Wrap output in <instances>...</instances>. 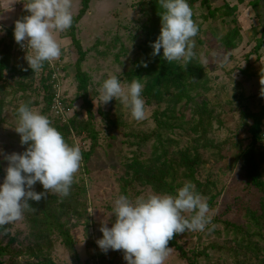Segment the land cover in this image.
Wrapping results in <instances>:
<instances>
[{"label": "rangeland", "instance_id": "1", "mask_svg": "<svg viewBox=\"0 0 264 264\" xmlns=\"http://www.w3.org/2000/svg\"><path fill=\"white\" fill-rule=\"evenodd\" d=\"M25 3L27 0H0L2 26L11 27L20 18ZM225 4L237 6L231 16H224ZM215 8L221 11L213 17L210 13ZM80 9L81 0H72V18ZM190 9L191 18L198 28L192 38L194 56L186 65L175 62L189 73L201 71V79L197 76L187 84L193 86L188 88L191 98L202 106L198 107L188 99L179 105L173 103L172 106L169 103L170 97L173 95L174 100L178 95L174 86L165 94L164 102H149L144 95L148 78H144L141 81V96L145 106L142 120H134L129 109L118 99L113 98L106 104H100L98 88L109 76L118 77L125 89L132 80H138L134 73L139 67L137 62L144 58L143 49L153 18V7L149 0L90 2L88 12L75 27V34L86 53L81 65L82 72L88 77L86 91L79 90L75 66L79 55L69 36V28L53 34L61 48L59 58H62L60 60L63 65L66 64L64 98L72 102L75 116L77 135L70 140L79 145L81 152L91 151L90 160L86 163L81 160L74 174L76 182L87 191L85 197L89 224L75 218L62 221L73 236L75 249L69 250L58 234L54 236L50 256L56 264H126L122 251L109 250L105 253L97 246L96 240L102 237L99 228L103 222L111 227L114 220L113 202L121 195L134 201L137 197L149 194H176V191L174 194L157 193L151 186L133 181L134 172L129 171L132 163L138 161L147 167L155 160V155L161 154L162 147L152 136L159 128L155 116L166 121V116H173V112L175 118H178L174 119L173 131L160 132L166 152H169L167 156L174 160L177 158L176 153L186 149H197L204 155L195 180L202 184L201 190L204 193L198 194L206 201L209 209V223L205 229L181 233L178 243L187 252L199 255V264H232L233 255L237 253L242 260L251 262L241 247L248 232L258 234L254 237L255 244L264 249V222H261L260 228L258 222L246 216L248 208L256 214L261 212L258 197L253 195L242 161H234L238 150H223L228 161L224 162L223 159L218 162L210 157V151L204 149L202 143L205 140L197 142L202 133L195 135L193 132V128L202 122L203 127H207L208 142L220 146L231 140L245 150L250 145L248 129L254 123L250 114L259 112L264 106L259 83L261 70L264 69V44L260 51H254L258 41L264 40V0H210L209 6L197 2ZM234 29L238 37L232 43L226 41V35ZM4 37V32H0V59L5 45L12 44L11 38ZM13 54L15 56L17 52ZM202 59L206 62L201 63ZM34 79L29 82L22 80L13 71H6L4 80L0 82V151L3 155L21 153L27 147L20 144V136L14 130L18 122L17 108L25 104L42 114L45 107L44 94L38 89L37 76ZM199 112L202 114L199 115ZM208 122L210 125H207ZM255 154L264 180V142L257 145ZM6 167L7 161L0 155V172L4 175ZM176 169V186L190 183L196 192L197 184L185 178L186 172L183 169ZM2 181L0 178V183ZM180 187L177 186L176 190ZM193 214L182 213L188 219ZM12 240L11 249L16 254L33 248L35 240L24 212L19 221L0 226V241L7 244ZM15 262L39 264L38 260L27 255L15 258ZM164 264L186 263L177 251L170 249Z\"/></svg>", "mask_w": 264, "mask_h": 264}, {"label": "clouds", "instance_id": "2", "mask_svg": "<svg viewBox=\"0 0 264 264\" xmlns=\"http://www.w3.org/2000/svg\"><path fill=\"white\" fill-rule=\"evenodd\" d=\"M158 2L164 11L160 14V33L150 43L151 55H159L162 49L167 62L186 65L194 56L192 38L198 31L192 11L187 0ZM24 8L28 15L14 22L13 37L26 50L28 67L36 72L45 61L51 64L61 55L53 34L71 27L72 0H27ZM259 83L260 96L264 97V69ZM142 89L139 80H132L125 89L118 77L109 76L98 88V99L100 104L118 99L134 120H142ZM17 114L14 130L20 136V144L27 147L21 153L8 155L0 151L7 161L0 183V226L19 221L31 207L29 200L38 202L48 194L67 196L82 159L79 145L68 144L46 116L25 104L17 108ZM37 182L45 191L34 190ZM208 211L206 201L190 183L178 188L174 196L149 194L133 201L121 195L113 202L111 227L107 222L101 224L102 237L96 244L105 253L122 251L126 264H164L170 251L169 241L185 231H203L209 223ZM185 212L194 214L188 219L182 215Z\"/></svg>", "mask_w": 264, "mask_h": 264}, {"label": "trees", "instance_id": "3", "mask_svg": "<svg viewBox=\"0 0 264 264\" xmlns=\"http://www.w3.org/2000/svg\"><path fill=\"white\" fill-rule=\"evenodd\" d=\"M91 1L92 0H81V9L79 10L78 14L72 18V25L69 28V36L71 37L72 44L79 55L75 66L77 69L76 78L79 82V90L81 91H86L88 87V77L81 70V65L85 61L86 53L83 51L82 45L75 34V27L88 12ZM149 2L153 7V18L150 27L151 29L147 33V40L143 49L144 58L142 61L137 62L139 67L136 69L134 75L140 82L144 81L142 79L148 78L145 83L144 95L147 97L149 102L152 101L156 104L164 102L163 98L165 94L168 93V90L173 89L174 86L178 91V95L174 100L173 95L170 97L171 100L169 103L172 106L173 103L179 105L180 103H183L185 99H188L189 102H193L194 105L201 107L202 105H199V103H197L190 96L188 88L193 86L187 84V82L190 80L196 79L197 76L201 79V71L196 70L195 72L189 73L186 69L179 67L175 61L167 62L165 59H163L162 49L159 55H151L152 48L150 47V43L154 42L160 33V14L164 10L160 7L158 0H149ZM197 2H201L207 6L210 4V0H187L189 7L194 6ZM236 9L237 6L231 7L229 4H225V12L223 14L226 17L231 16L236 11ZM220 11L221 9L215 8L210 13V15L214 17L216 13ZM25 15H28V13L24 9L19 19H22ZM13 29L14 23L11 25V27H7L3 30L5 37L9 39L11 38L12 44H10L11 46L5 45L2 50L3 57L0 59V82L4 80V73L6 71H13L20 75L22 80H28L29 82H33L35 80L34 77L37 76L38 89L40 92H43L45 100V107L42 110V115L46 116L51 122V125L60 132L65 141L72 145L73 143L70 139L77 135L74 114L67 123H62L53 117L50 110L53 100L52 76L54 71L51 69L48 62L45 61L39 71L33 72V70L28 67L25 59L21 60L18 58L17 54L14 56L13 53H16L18 44L14 41ZM262 34L264 35V29L262 30ZM5 37L3 39H5ZM237 37V31L234 29V31H231L226 35L225 40L232 43ZM263 44L264 40L260 39L256 48L254 49L255 53L260 51ZM60 59L62 58L55 60V64L56 66L61 67V72L63 74L61 79L64 83L66 64L63 65V62ZM145 64L146 66H144ZM64 100L65 103L72 107L71 101L66 99ZM49 114L52 119L49 117ZM200 114H202V112H199V115ZM155 117L157 126L159 128L158 131H156L152 136L156 138L157 142L159 143L158 145L162 147V152L160 155H155L156 158L153 160L150 166L145 167L141 162L137 161L131 164L129 171L134 172L132 177L133 181L143 182L145 185L151 186L157 193L166 192L169 194H174L177 186H181V184L177 186L175 184V172L177 171L176 168L183 169L186 172L185 178L189 179L188 181L196 183L195 175L204 159V155L201 154L197 149H186L176 153L177 158L170 160L171 157L167 156L169 152H166V145L160 132L171 133L175 127L173 122L178 120V118H175L174 112L173 116H166L168 119L166 121L160 120L157 116ZM170 118L171 120H169ZM250 118L254 120V123L248 129L251 143L246 150L243 149L239 143H232L231 140L225 141L220 146H217L213 142H208L209 140L206 136L207 127H203L202 122L193 128V132L195 135H200L202 133V137H200V139L198 138L197 142L205 140V142L202 143L204 145V149L210 151V157L212 159L218 160V162H221L223 159L225 160L224 162L228 161L227 157L224 156V152L222 153L223 150L230 151L232 148H234L233 151L238 150L234 161H242V167L246 173L250 188L253 189V195L258 197L260 209L259 212H261V214H256L255 211H253L251 208H248L246 211V216L247 219L258 222V226L261 228V222H264V180L260 174V162L257 160L258 158L255 154V149L257 145H259L261 142H264V128L262 126L264 125V106L259 112L250 114ZM207 125H210V122H208ZM70 126L72 128H70ZM68 128H70V130ZM81 155V160L86 163L90 160L91 151H82ZM3 177L4 174L0 172V178L2 180ZM196 184V193L202 192L203 194L204 191L201 190L202 184L199 182ZM34 190L37 192L45 191L39 182H37ZM86 193L87 191L85 187L80 185L79 182H76L74 177L67 196H52L48 194L45 197H42V199L38 202L29 200L31 207L26 209L24 213L26 222L30 227V233L35 240L33 248H31L32 250L28 248V252L19 251L18 254H16L11 249V243H13V240L7 244H3V242L0 241V264H20L15 262V258L19 259V256L23 255H27L32 259L38 260L39 264H56L52 260L50 254L53 250V237L57 234L61 237L62 242L66 245V247L69 250L74 251L75 243L73 236L71 235L69 228L62 221L64 219L67 220L75 218L78 221H85L87 225L89 224L88 204L85 197ZM179 235L180 234L174 235L173 239L169 241V248L177 251L179 257L186 264H199V255L196 253L187 252L178 243L177 239ZM255 235L258 234H250L248 232L243 238L245 243L241 244V247L244 250L243 254L246 257H250V260L252 261L250 262L247 260H242L237 253L233 255L232 264H264V249L260 245L255 244ZM7 258H9V260L6 261Z\"/></svg>", "mask_w": 264, "mask_h": 264}, {"label": "built area", "instance_id": "4", "mask_svg": "<svg viewBox=\"0 0 264 264\" xmlns=\"http://www.w3.org/2000/svg\"><path fill=\"white\" fill-rule=\"evenodd\" d=\"M4 26L0 23V32H3ZM16 52L21 60H24L26 55V50L21 48L20 45L17 46ZM49 64V63H48ZM51 69L54 71L52 76V104H51V114L54 118L62 123H67L74 114L73 108L65 103L64 92H63V80L61 79L63 74L61 72V67L56 66L55 60L49 64ZM264 138V133H263Z\"/></svg>", "mask_w": 264, "mask_h": 264}]
</instances>
